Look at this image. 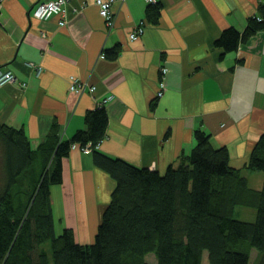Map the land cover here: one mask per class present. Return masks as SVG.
I'll use <instances>...</instances> for the list:
<instances>
[{
  "label": "crops",
  "instance_id": "1",
  "mask_svg": "<svg viewBox=\"0 0 264 264\" xmlns=\"http://www.w3.org/2000/svg\"><path fill=\"white\" fill-rule=\"evenodd\" d=\"M39 2L0 0V68L18 77L0 85V119L24 127L33 148L53 126L70 138L86 126L87 111L103 105L104 153L163 172L190 152L201 128L215 146L228 147L233 166L246 168L264 130V29L231 52L215 41L227 27L243 31L261 0H116L113 26L96 0H68L63 25L60 13L36 16ZM139 26L144 32L131 39ZM115 46V59L102 56ZM114 186L78 144L63 159L52 201L79 242L93 240Z\"/></svg>",
  "mask_w": 264,
  "mask_h": 264
},
{
  "label": "trees",
  "instance_id": "2",
  "mask_svg": "<svg viewBox=\"0 0 264 264\" xmlns=\"http://www.w3.org/2000/svg\"><path fill=\"white\" fill-rule=\"evenodd\" d=\"M156 22L160 5L149 10ZM264 29V0L243 31L227 27L216 39L223 53L236 50ZM119 47L104 55L115 59ZM109 112L87 111L86 126L64 139L53 126L36 148L24 127L0 119V264H264V182L249 184L230 162L227 146H215L205 130L177 164L161 172L98 149ZM90 148L95 165L115 181L91 242L57 219L52 187L63 182V159L74 145ZM246 168L264 172V130ZM237 206L254 207L253 220L234 217ZM253 250L257 251L252 259Z\"/></svg>",
  "mask_w": 264,
  "mask_h": 264
},
{
  "label": "built area",
  "instance_id": "3",
  "mask_svg": "<svg viewBox=\"0 0 264 264\" xmlns=\"http://www.w3.org/2000/svg\"><path fill=\"white\" fill-rule=\"evenodd\" d=\"M116 0H96V3L98 4L100 8V13L103 17L106 18L107 23L109 26L114 25V14H113V3ZM121 2H124L125 0H120ZM148 2H154L155 0H147ZM67 2L68 0H48V1H41L38 4H36L33 13L38 16L41 19L49 18L52 14L60 13L61 19L59 21V24L63 25L66 23L67 20ZM144 32V27L139 26L137 29H135L133 32H131L130 37L131 39H136L141 33ZM104 56V54H102ZM41 67H38V72H41ZM162 72H167V67L162 68ZM73 78L72 88L76 90H80L81 88L77 85V80ZM18 77L14 72L11 70H4L0 68V85H3L8 82H15L17 81ZM23 85H26L25 82H21ZM78 87V88H77ZM164 87L165 82L164 80L159 81V88L157 91L158 96H162L164 93ZM83 88V87H82ZM75 146V145H74ZM82 150L85 153H89L90 148H82Z\"/></svg>",
  "mask_w": 264,
  "mask_h": 264
},
{
  "label": "rangeland",
  "instance_id": "4",
  "mask_svg": "<svg viewBox=\"0 0 264 264\" xmlns=\"http://www.w3.org/2000/svg\"><path fill=\"white\" fill-rule=\"evenodd\" d=\"M42 1V0H40ZM242 175L248 178L249 184L253 187L261 188L264 182V172L258 169L244 168L241 170ZM62 210V207L60 206ZM256 214L254 207L237 206L234 211V217L244 220H253ZM73 229V227H71ZM257 251L253 250L252 259L256 256ZM147 259L151 264H156V258L153 253L148 254ZM202 264H210L207 251L204 252Z\"/></svg>",
  "mask_w": 264,
  "mask_h": 264
}]
</instances>
